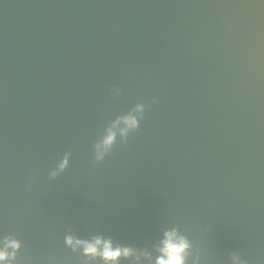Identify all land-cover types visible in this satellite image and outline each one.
Masks as SVG:
<instances>
[{
	"label": "water",
	"instance_id": "obj_1",
	"mask_svg": "<svg viewBox=\"0 0 264 264\" xmlns=\"http://www.w3.org/2000/svg\"><path fill=\"white\" fill-rule=\"evenodd\" d=\"M173 229L185 264H264V0H0V264H85L68 234L156 264Z\"/></svg>",
	"mask_w": 264,
	"mask_h": 264
},
{
	"label": "clouds",
	"instance_id": "obj_2",
	"mask_svg": "<svg viewBox=\"0 0 264 264\" xmlns=\"http://www.w3.org/2000/svg\"><path fill=\"white\" fill-rule=\"evenodd\" d=\"M123 91L122 86L114 87L112 90L113 97L120 96ZM158 103V96L147 103L138 102L127 112H121L115 119L110 121L104 129V133L92 145L93 165H101L105 158L117 147L118 141L121 145H127L130 136L140 130L141 121L145 119L146 113L150 112L152 106ZM71 158L72 152H65L63 157L57 160L56 166L50 170L49 179L55 180L65 172L70 167ZM32 188V182L26 185L27 191H31ZM164 235L163 247L158 249L161 256L156 261V264H185L190 247L188 241L183 236L178 235L177 229L167 231ZM65 243L71 247H83V255L87 257L85 264H91V262L119 264L121 259L129 261V264H135V261H138L141 255L151 259L150 254L146 250L138 251L130 246H114L111 238L105 239L101 235L93 236L91 239H81L78 236L68 234L65 237ZM7 246L19 248L20 243L13 239L8 241ZM8 255L9 253L6 249L0 250V262L5 261Z\"/></svg>",
	"mask_w": 264,
	"mask_h": 264
}]
</instances>
